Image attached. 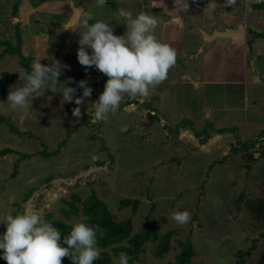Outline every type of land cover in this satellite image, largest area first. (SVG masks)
Masks as SVG:
<instances>
[{"label": "rangeland", "instance_id": "obj_1", "mask_svg": "<svg viewBox=\"0 0 264 264\" xmlns=\"http://www.w3.org/2000/svg\"><path fill=\"white\" fill-rule=\"evenodd\" d=\"M3 13L0 39L4 40L9 33ZM20 67L17 57L6 55L0 60V78L18 72ZM62 80L58 78V83ZM17 84H23L19 77L7 85L4 96L0 90V115L9 117L20 132L16 135L0 123V149L10 146L16 150L0 160V236L6 230L5 216L21 214L25 208L38 210L49 224L81 222L80 216L69 221L64 218L63 201H70L73 193L85 199L91 190L107 205L115 221L131 219L132 233L142 229L148 217L150 227H156L160 235L175 231L170 250L162 258L154 254L156 244L147 243L133 264L172 263L181 251L177 242L187 238L192 244L193 264H236L237 253L245 252L264 231V222L255 220L247 208L249 200L264 199V158L247 173L240 152L228 155L229 150L223 153L216 147L205 152L192 147L177 150L172 148L173 136H165L159 128L148 135L138 129L136 114H125L120 108L109 113L107 120L93 122L92 115L84 111L86 105H80L82 114L77 119L72 115L77 107L75 99L82 96L77 82L64 81L76 89L71 102L61 104L63 85H57L55 93L46 86L28 98L26 107L13 110L7 96L10 87ZM237 130L242 142H234L232 135V147H243L252 142L260 126L248 127L247 138ZM172 156L176 157L175 165L183 158L181 166L170 164ZM15 171L16 177L10 176ZM242 193L244 198L237 206L235 201ZM124 198L139 200L134 214L132 207L118 208ZM185 210L191 214L187 224L178 225L171 219L173 212ZM105 251L110 253V249ZM2 256L0 250V264ZM113 262L118 264L114 257ZM245 264H264V239L257 242Z\"/></svg>", "mask_w": 264, "mask_h": 264}, {"label": "crops", "instance_id": "obj_2", "mask_svg": "<svg viewBox=\"0 0 264 264\" xmlns=\"http://www.w3.org/2000/svg\"><path fill=\"white\" fill-rule=\"evenodd\" d=\"M258 1L246 0L244 12L216 1V9L210 12L205 9L209 0H187L188 7L186 0H106L103 7H97L96 0H0V13L5 12L2 15L8 22L9 34L4 40L15 45L12 40L18 26L21 52L31 59V65L40 61L43 66H50L59 61L68 66L59 76L62 84L69 78L74 82L67 84L87 81L92 88L91 96L82 104L86 105L87 115H92L88 108L98 100L108 77L94 66L85 68L78 62L83 14L93 15L90 26L95 21L110 23L117 36L127 30L118 9L131 11L134 17L140 12L157 16L159 26L154 34L176 50V64L148 98L125 95L120 110L136 114L138 129L148 135L159 128L165 136H173L172 148L187 151L192 147L205 152L216 147L223 153L229 150L230 155L234 145L231 136L234 142H242L238 128L240 135L247 138L248 127L260 126L251 141L264 132V9L252 8ZM217 32L228 34L212 37ZM87 51L91 54V49ZM77 90L83 94V89ZM5 148L16 152L10 146L0 151ZM175 159L172 156L170 164L177 168L183 158L176 165ZM16 175L13 172L10 176Z\"/></svg>", "mask_w": 264, "mask_h": 264}, {"label": "clouds", "instance_id": "obj_3", "mask_svg": "<svg viewBox=\"0 0 264 264\" xmlns=\"http://www.w3.org/2000/svg\"><path fill=\"white\" fill-rule=\"evenodd\" d=\"M236 3V0H225V7ZM106 0H96L97 7H103ZM185 7H188L187 0ZM216 0H209L205 7L214 11ZM118 16L126 20V32L122 36L114 35L110 23L95 21L89 12L83 14L81 27L84 29L79 36L77 59L85 68L95 67L100 73L108 77L103 92L97 101L88 108L92 113L93 122L105 121L109 113H115L125 95L146 99L151 90L168 78L169 70L175 66L177 52L169 44L157 39L155 29L159 26L157 16L140 12L135 17L124 8L118 9ZM91 49V54L87 51ZM61 62L55 61L50 66H43L40 61L31 65V71L21 69L19 80L23 84L10 87L7 104L16 110L26 107L29 97L38 94L49 87L55 93L57 85H63L61 104L71 102L76 92L75 88L58 83L62 70L67 68ZM71 78L67 83H72ZM78 87L83 89L81 97L75 99L77 107L72 115L79 119L85 98L92 94V88L87 81L82 80ZM94 109V112L92 110ZM126 131V128H121ZM88 218L82 217L81 222L73 224L70 234L64 236L61 246V233L47 223L38 210L25 208L21 214L6 215L3 224L6 230L0 236V250L6 264H62V259L71 257L72 264H94L100 258L97 247V227L84 222ZM171 219L178 225L187 224L191 219L188 211H175ZM131 257L126 252L119 254L118 264H129Z\"/></svg>", "mask_w": 264, "mask_h": 264}, {"label": "trees", "instance_id": "obj_4", "mask_svg": "<svg viewBox=\"0 0 264 264\" xmlns=\"http://www.w3.org/2000/svg\"><path fill=\"white\" fill-rule=\"evenodd\" d=\"M253 9H264V0H259L258 3L252 5ZM15 14V13H14ZM22 39L19 32V27L15 28V45L11 44L7 40L0 39V60L6 55L15 56L18 58L21 69L31 71V59L24 57L21 52ZM21 71V70H20ZM15 72L7 77L0 78V90L4 96L6 94L7 85L14 82L19 77V73ZM70 77H75V74H68ZM87 86H89L87 84ZM0 123H5L12 133L19 134L20 132L11 125L10 118L0 115ZM27 135L29 138H35L30 132H24L23 135ZM264 136V132L260 134L254 141L243 147H232L231 152L233 154L243 153L245 159V170L250 172L252 166L256 162L264 158V141H259L260 137ZM254 149V150H252ZM252 150V151H251ZM12 153L8 148L0 151V157L6 154ZM57 150L51 154H56ZM17 164V163H16ZM16 166L14 168L16 169ZM16 172V171H15ZM70 201H63L66 208H62L64 218L69 221L75 216L88 218L86 223L93 227L98 226L97 230V247L104 251L100 252V258L98 261H94V264H115L113 257L119 260V254L126 252L130 257L129 264H133L139 259V255L144 252V246L147 243H155V256L162 258L170 250L171 239L175 235L174 230H168L164 234L160 235L156 227H150L149 217L146 218V222L142 229L137 233H132L133 227L131 219H125L122 221H115L113 214L109 211L107 205L98 197V195L91 190L89 196L85 199H81L77 194H71ZM244 195L241 194L236 199V204L243 200ZM139 200H133L130 198H124L119 201L118 208L132 207L133 214L139 207ZM248 211L253 215L254 219L260 222H264V199L257 198L255 200H249L247 202ZM65 211V212H64ZM13 216H15L13 214ZM51 225L57 228L61 233V246L63 245V238L70 234L73 224H67L63 221H52ZM260 239H264V231L259 234V237L254 239L250 247L245 251H239L237 253L238 260L236 264H245V258L250 257L252 252L256 248V244ZM186 241V242H185ZM185 241H178L177 244L181 251L176 255L174 262L168 264H193V249L190 240L187 238ZM110 249V253L105 251ZM1 264H5L4 260ZM62 264H72L71 257H65L62 259Z\"/></svg>", "mask_w": 264, "mask_h": 264}, {"label": "water", "instance_id": "obj_5", "mask_svg": "<svg viewBox=\"0 0 264 264\" xmlns=\"http://www.w3.org/2000/svg\"><path fill=\"white\" fill-rule=\"evenodd\" d=\"M216 1H220V2H225V0H216ZM233 6H235L237 9H239L241 12H244L245 10V6H246V0H236V3L233 4ZM78 16V10L75 13V18L74 20L77 18ZM242 27V26H241ZM228 34V32H217L215 35H213L212 37H226Z\"/></svg>", "mask_w": 264, "mask_h": 264}, {"label": "built area", "instance_id": "obj_6", "mask_svg": "<svg viewBox=\"0 0 264 264\" xmlns=\"http://www.w3.org/2000/svg\"><path fill=\"white\" fill-rule=\"evenodd\" d=\"M259 141H261V142H262V141H264V138H262V139H259Z\"/></svg>", "mask_w": 264, "mask_h": 264}]
</instances>
